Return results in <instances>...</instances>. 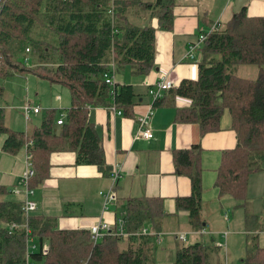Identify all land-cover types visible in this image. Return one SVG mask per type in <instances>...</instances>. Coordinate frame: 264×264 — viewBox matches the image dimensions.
I'll list each match as a JSON object with an SVG mask.
<instances>
[{"label":"trees","instance_id":"16d2710c","mask_svg":"<svg viewBox=\"0 0 264 264\" xmlns=\"http://www.w3.org/2000/svg\"><path fill=\"white\" fill-rule=\"evenodd\" d=\"M175 2L0 0V79L32 74L51 85L66 87L70 95V107L58 129L54 126L59 119L56 109L42 110L38 126L17 131L5 123V110L0 106V135L6 136L1 150L16 154L23 146L27 148L35 172L29 185L45 175L48 156L57 151H75L77 164L96 165L107 174L101 141L88 109L113 105L128 113L135 103L133 87L114 84L110 94L104 74L111 63L116 71L129 67L136 76L150 71L155 55L152 20L157 19L160 29L170 30ZM14 30L19 33L13 34ZM200 46L197 79L181 80L165 90L152 107L165 103L167 97L189 99L190 105L179 108L177 118L197 122L201 134L216 131L223 111L229 112L237 145L222 151L214 186L219 197L235 198L243 208L246 257L238 264H264V247L258 241L260 217L253 212L246 193L249 175L262 170L264 163V15L248 16L243 5L224 25L217 23ZM240 64L257 65V78L239 77ZM2 88L0 84V92ZM200 159L199 144L173 151L176 172L190 181V194L177 197L176 207L187 211L193 231L204 226ZM6 193L0 185V195ZM164 214L158 198L129 199L123 217L125 229L133 236H105L93 243L89 230L59 229L55 218L26 216L23 204L0 201V264L25 263L27 236L34 238L35 249L29 254L34 264H154L157 238L138 232L146 224L158 230ZM10 223L16 224L12 230ZM219 249L204 242L182 245L175 250L174 264H223L217 259Z\"/></svg>","mask_w":264,"mask_h":264},{"label":"crops","instance_id":"0c3cea01","mask_svg":"<svg viewBox=\"0 0 264 264\" xmlns=\"http://www.w3.org/2000/svg\"><path fill=\"white\" fill-rule=\"evenodd\" d=\"M244 5L248 16L264 15V0H247ZM234 6V0H176L170 30L160 29L157 19L152 20L155 29V55L150 71L146 75L136 76L131 74L129 67L121 71L114 69L111 74L115 84L131 85L136 96L135 103L128 113L114 108L113 105L91 106L88 109V118L95 126L101 141L107 174L96 165L77 164L75 151H57L48 156L49 165L40 181H35L32 185L28 182L26 188L21 178L28 150L23 146L16 154L3 152L1 146L6 136L0 135V185L7 190L3 201L24 204L27 198L35 204V209L29 215L55 218L59 229L89 230L98 221L113 224L115 219L125 212L129 199L142 196L158 198L165 212L159 229H152L148 224L142 229L150 232L148 236L155 239L160 235V240L157 238L153 246L154 264L164 253V244L166 247H174L175 253L177 247L184 245L187 232L196 238V242H200V235L213 237L218 234L225 240L228 239L230 232L223 233L216 226L219 216L227 222V227L229 225L230 213L224 207L228 200H225L227 196H218L214 182L222 151L237 145L229 112L223 111L216 131L201 134L197 122H185L177 118L178 109L190 105L189 99L179 97L181 99L169 100L170 97H167L165 103L153 108L148 90L161 78L171 82L173 88L183 79L196 80L202 43L195 49L192 58L187 55L189 45L197 42L199 29H208L213 24L224 25L228 22L236 12ZM258 71L255 64H240L237 67V75L245 79H256ZM50 87H57L66 92L55 93L52 99L47 97V92H40L44 107L38 105L41 107L40 111L30 112L28 119L25 118L21 106L17 108V112L14 108L4 105L5 119H8L9 124L6 121L5 123L17 131H27L40 124L39 114L44 109H56L58 118L63 116L71 104L69 91L58 86ZM110 89L113 90V87ZM11 96L15 99V95ZM149 108L152 109V138H137V119ZM58 125L60 124L55 123L56 129ZM194 144H199L201 148V216L204 226L200 231L189 228L187 211L177 209L175 201L179 196L190 194V181L188 177L176 172L173 151ZM262 166V170L250 174L246 191L248 195L252 178L259 175L264 179V163ZM115 170L119 175L113 184L111 175ZM28 190H32V193H28ZM108 191H113L117 199L105 207L101 193ZM249 201L251 202L250 199ZM251 204L253 209V203ZM260 231L258 241L264 229ZM245 233L247 236L246 230ZM178 234L184 235V241L178 239ZM32 242L34 243V238ZM213 245L220 247L216 252L217 259L223 262L224 256L221 253L226 244L213 242Z\"/></svg>","mask_w":264,"mask_h":264},{"label":"rangeland","instance_id":"374dc122","mask_svg":"<svg viewBox=\"0 0 264 264\" xmlns=\"http://www.w3.org/2000/svg\"><path fill=\"white\" fill-rule=\"evenodd\" d=\"M13 34H18V30L12 31ZM51 35H48V39L51 41ZM27 65V64H26ZM27 66H31L29 63ZM0 84L2 85V92H0V106L14 108L17 111L18 107H22L23 104L31 102V104L38 106H42V98L39 96L40 92L48 93L47 97H53L55 93L61 92L64 93L66 91L60 90L57 87L51 88L50 86H58L63 88L66 87L62 85H51L46 80L40 79L32 74H14L4 79H0ZM68 90V89H66ZM68 92V91H67ZM11 95H15V99L12 98ZM70 96V95H69ZM39 106V107H40ZM40 107V108H41ZM8 109V108H7ZM18 112V111H17ZM41 116V114H39ZM33 119V118H32ZM5 121L8 123V119ZM22 122V119H21ZM9 124V123H8ZM15 130V129H14ZM251 178V175H249ZM248 178V179H249ZM264 179L256 175V177L252 178L251 181V190L247 197L253 203V212L257 214H264ZM3 195H0V201H3ZM225 200H228V204H224L228 213H230L229 225L228 227L225 225L227 222L219 216V220L216 221V226L220 228V230L230 232L228 239H224L218 234H214L213 237L207 235H200V242L210 243V244H221L224 242L226 245L222 248L221 255L224 256L223 264H238L240 260L246 257V233H245V222H244V213L243 208L240 207V202L235 198L227 196ZM215 213V211H214ZM215 214H218L216 212ZM261 229H264V216L260 217ZM261 232V231H260ZM196 238L192 234H188L186 236V241L183 243L184 245H189L191 243L196 242ZM153 242V241H152ZM155 242V240H154ZM154 244V243H153ZM259 244L264 247V232L260 234ZM125 245L124 242H121L119 246L123 247ZM164 253L159 257V259L155 260V264H174V247H166L164 244Z\"/></svg>","mask_w":264,"mask_h":264},{"label":"built area","instance_id":"2783aa9c","mask_svg":"<svg viewBox=\"0 0 264 264\" xmlns=\"http://www.w3.org/2000/svg\"><path fill=\"white\" fill-rule=\"evenodd\" d=\"M216 24H213L210 26L207 30L204 29H199V33L197 36V42L194 44L189 45L188 48V53L187 55L189 57H193V52L195 49L199 46L200 43H202L206 35L210 34L213 30H215ZM28 50V49H27ZM110 70L104 74V79L106 83L110 86V88L113 87L115 84L114 78L112 76V72L114 71V64H110ZM173 84L171 82L164 80V78H161L159 82H156L154 84V87L149 88L148 93L151 96L152 99V104L155 100L160 99L163 95V92L169 88H172ZM111 94L112 90L110 89ZM25 118L28 119L30 112L32 113H37L40 111L39 106H33L31 104L25 103L22 106ZM114 110V109H113ZM64 116V115H63ZM63 116L61 115L60 118L56 121L57 124H62V119ZM151 116H152V109L149 108V110L138 117L137 123H138V130L136 133L137 138H144V139H150L152 138V130H151ZM30 154H27L26 157V162H25V167L24 171L22 174L21 182L24 184V186L27 188L28 187V182L29 179L35 174L34 169L31 165L30 162ZM119 173L117 170L113 171L112 173V181L113 184L115 180L118 178ZM28 193H32V190H28ZM102 197H103V204L106 207L108 204L113 203L116 201V196L113 193V191H108V192H102ZM35 209V204L33 201L28 200L26 198L24 204H23V210L25 211L26 216H29V214ZM124 213L120 214L118 218L115 219L113 224H109L107 222H102L98 221L94 225H92L89 228V235H90V240L93 243L99 242L103 237L105 236H111V237H130L133 236V233L128 232L125 229V220H124ZM16 226L15 223H10L9 224V230H12ZM26 233L29 234L30 231L28 228H26ZM138 234L141 235H149L150 232H146L145 230H142L138 232ZM160 240V235L156 236ZM178 239L181 241H184V235L183 234H178L177 235ZM35 249V244L32 242L31 237L27 236L26 237V242H25V253H24V264H34L30 258L29 254ZM47 252V246L46 244L43 245V253L45 254Z\"/></svg>","mask_w":264,"mask_h":264},{"label":"water","instance_id":"95a60500","mask_svg":"<svg viewBox=\"0 0 264 264\" xmlns=\"http://www.w3.org/2000/svg\"><path fill=\"white\" fill-rule=\"evenodd\" d=\"M247 0H234V10L237 11Z\"/></svg>","mask_w":264,"mask_h":264}]
</instances>
